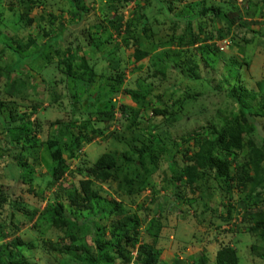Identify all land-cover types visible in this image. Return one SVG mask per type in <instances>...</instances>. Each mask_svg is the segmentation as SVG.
<instances>
[{"label": "rangeland", "instance_id": "374dc122", "mask_svg": "<svg viewBox=\"0 0 264 264\" xmlns=\"http://www.w3.org/2000/svg\"><path fill=\"white\" fill-rule=\"evenodd\" d=\"M81 2L78 19L68 0H0V190L12 188L0 202V256L12 250L32 264H87L84 256L72 250L60 254L50 245L72 234L71 245L92 254L93 230L104 226L106 213L96 218V209L76 214L65 205L64 214L79 225L56 231L50 225L54 195L66 194L70 184L84 178L101 153H111L117 161L135 158L132 150L141 142L159 140L166 151L145 177L144 188L125 195L116 182H95L101 204L116 200L136 216L138 241L152 244L159 264H191L201 254L209 264L216 248L226 243L234 248L238 264H264V241L240 226L246 189L226 191L210 174H199L189 186L162 173L165 160L172 159L176 175L186 162L183 155L190 154V141L181 143L179 136L198 131L212 137L213 125L236 115L231 91L247 90L250 95L243 98L254 108L264 100V0ZM234 5L243 16L228 29L221 14L211 18L214 8L233 14ZM220 38L229 42L223 50L214 47ZM133 47L148 55L135 61ZM69 56L75 73H92L89 82L64 74ZM81 61L87 68H78ZM127 89L147 91L146 98L134 100ZM103 111L109 116L98 115ZM251 118L264 133V109ZM18 125L29 128L37 145L11 153L6 130ZM58 133L62 138L77 134L78 142L68 151L61 148L63 158L72 155L50 186L55 162L47 139ZM245 137L261 142L255 129ZM247 150L244 143L237 163ZM20 161L24 166L19 167ZM21 169L24 176L18 179ZM151 218L161 226L154 242V228L147 232ZM15 237L22 243L14 248ZM112 264L120 263L115 259Z\"/></svg>", "mask_w": 264, "mask_h": 264}, {"label": "trees", "instance_id": "16d2710c", "mask_svg": "<svg viewBox=\"0 0 264 264\" xmlns=\"http://www.w3.org/2000/svg\"><path fill=\"white\" fill-rule=\"evenodd\" d=\"M114 1L121 4L125 3V0ZM233 2L235 3V0ZM68 4L74 10L72 13L76 14L78 19H81L84 10L81 0H68ZM238 7L240 6L236 7L238 11L235 10L233 14L230 12L223 13L220 9L214 8L211 18H213V15L221 14L225 18V28L228 29L238 17L243 16ZM28 23H30V20H28ZM125 25V28H128L130 21L126 20ZM216 35L221 37L219 30ZM195 37L197 36H194V39ZM133 41L135 42V40ZM191 43L194 42L191 41ZM215 49L217 48L215 47ZM16 53L19 57H23L18 52ZM35 55H40V52L35 53ZM147 55V52L136 47L132 49V57L135 61H139ZM47 59L48 57L44 56V60L47 61ZM71 60L72 56L67 57L64 61L62 60L65 62L64 74L89 82L91 78L89 75L92 73L85 74V76L81 73H75L70 64ZM78 68L85 69L87 65L81 61ZM125 92L134 100L140 99L143 101L147 95V91L143 90L127 89ZM248 95L250 93L243 89L236 95L232 91L230 92L228 97L236 104L237 113L233 117H226L223 124L213 125L211 129L212 137L203 136L198 131H194L190 135L179 136L178 139L181 143L190 141V150H188L190 154L183 155L186 162L180 165L176 175L171 172L172 167L175 166V162L172 159L165 160L166 165L162 169V173L163 175L165 174L163 178L167 174L178 181L182 178L189 186L195 183L199 174L203 176L210 174L226 191L231 189L244 191L246 189V200L241 213L240 226H243L244 230L250 235H255L264 241V136L261 137L259 145H256L252 138L245 137L255 129L251 115H260L264 109V100L259 106L254 108L251 106L252 104L243 98V96L247 97ZM1 105H3V101H0ZM160 112L158 111V113ZM98 115L101 117L109 116V113L103 111ZM9 116L12 120L11 108L9 109ZM27 117L29 116L27 115ZM67 128L68 126L66 125L63 130L64 133L67 132ZM29 132L30 130L26 125H18L6 130L7 141L11 145V153L14 151H17V153L26 152L32 146L37 145V141L35 138H31L32 136L29 135ZM61 135V133L52 134L47 139L50 158L55 162L51 170V181L48 183L50 186L58 181L67 169L66 158H70L72 155L71 152H68L66 158H63L61 148L68 151L73 144L78 142L77 134L68 135L67 137L64 135L63 138ZM83 139L86 142L90 141V138L85 135H83ZM171 143L174 144V140ZM244 143L248 145V150L242 162L237 163L236 154L242 149ZM165 151L164 144L159 142V140H146V142H141L139 148L132 150L135 158L122 156L117 161L113 154L101 153L87 169L84 178L77 179L74 184H70L66 194L63 193L62 196L54 195L57 202L51 207L52 215L50 217L51 227L56 231L65 232L69 224L79 225L78 221L73 222L64 214L65 205H68L70 212L76 214L84 211L89 213L96 209V218L106 213L104 216L106 219L104 226H106L97 224L93 230L92 254L82 246H72L71 242L74 239L72 234H68V240H62V243L50 245V249L60 254L72 250L84 256L87 264H112L115 259H118L120 264H128L132 258L131 253L133 251V260L136 264H159L158 254L153 249L152 244L138 241L139 222L136 216L132 213L124 212L123 206L116 200L110 199L105 201V205L101 204L103 199L97 190L92 187V184L95 182L113 181L117 183V187L122 194L133 195L138 193L145 186V177L152 173L160 159V155L164 154ZM184 152H187V149ZM18 165L22 167L24 163L20 161ZM21 174L24 176L22 169L17 173L18 179ZM61 189L66 188H58V190ZM11 190L12 188L8 191L0 190V202L3 201L4 195L11 194ZM108 218L109 220L107 221ZM160 227V223L155 218L149 220L147 232L150 233V228H154L152 233H150V236L154 237L153 242L158 236ZM106 229L108 231L107 234L104 232ZM21 243L22 241L19 237H15L11 241L14 248L20 246ZM0 264L32 263L21 252L12 253V250H9L7 256H0ZM191 264H206V259L201 254ZM209 264H238L234 248L227 243L219 245L214 252L212 262Z\"/></svg>", "mask_w": 264, "mask_h": 264}, {"label": "built area", "instance_id": "2783aa9c", "mask_svg": "<svg viewBox=\"0 0 264 264\" xmlns=\"http://www.w3.org/2000/svg\"><path fill=\"white\" fill-rule=\"evenodd\" d=\"M228 44H229V42L226 41L225 38H221V39L217 40V44H214V46L217 47V49H219V50H223V47L228 46ZM131 254H132V258L128 264H133L134 251Z\"/></svg>", "mask_w": 264, "mask_h": 264}, {"label": "water", "instance_id": "95a60500", "mask_svg": "<svg viewBox=\"0 0 264 264\" xmlns=\"http://www.w3.org/2000/svg\"><path fill=\"white\" fill-rule=\"evenodd\" d=\"M253 126L255 128V131L257 132V134L260 136V137H263L264 136V133L261 131V128L259 126V124L257 122H253Z\"/></svg>", "mask_w": 264, "mask_h": 264}, {"label": "clouds", "instance_id": "9594fccd", "mask_svg": "<svg viewBox=\"0 0 264 264\" xmlns=\"http://www.w3.org/2000/svg\"><path fill=\"white\" fill-rule=\"evenodd\" d=\"M221 39V38H220Z\"/></svg>", "mask_w": 264, "mask_h": 264}]
</instances>
